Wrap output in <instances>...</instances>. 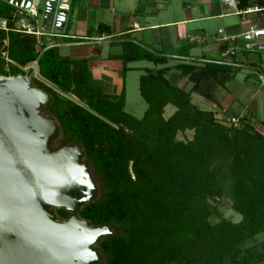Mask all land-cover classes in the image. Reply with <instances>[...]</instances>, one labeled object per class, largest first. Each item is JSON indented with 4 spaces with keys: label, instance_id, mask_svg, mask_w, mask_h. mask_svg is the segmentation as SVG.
I'll return each instance as SVG.
<instances>
[{
    "label": "trees",
    "instance_id": "obj_1",
    "mask_svg": "<svg viewBox=\"0 0 264 264\" xmlns=\"http://www.w3.org/2000/svg\"><path fill=\"white\" fill-rule=\"evenodd\" d=\"M264 5V0H258ZM74 5H72V8ZM14 7L0 0V75H24L35 63L38 74L53 86L35 79L36 88L51 96L44 107L60 127L59 145L79 144L84 159L100 184L99 197L78 213L94 226L109 225L113 233L98 244L103 264H255L258 254H242L241 246L264 234V135L242 116L236 125L218 120L191 101L210 79L235 66L205 62L202 67L182 63L180 78L192 84L186 91L165 76L167 69L143 68L139 95L146 104L141 118L126 112L124 87L108 97L94 80L88 60L60 54L58 45L39 46L34 36L15 31ZM99 33L109 32L104 24ZM3 41L7 46H3ZM123 70L132 61L166 62L163 56L128 45ZM125 73V72H123ZM72 94L75 102L63 94ZM175 111L164 117L166 105ZM191 132V138L177 139ZM227 197L241 215L237 223L220 219L209 199ZM66 219L69 213L57 209Z\"/></svg>",
    "mask_w": 264,
    "mask_h": 264
},
{
    "label": "water",
    "instance_id": "obj_2",
    "mask_svg": "<svg viewBox=\"0 0 264 264\" xmlns=\"http://www.w3.org/2000/svg\"><path fill=\"white\" fill-rule=\"evenodd\" d=\"M43 2L42 29L62 25L70 0ZM34 71L0 75V264H103L98 244L113 230L78 214L98 199L99 181L79 144H58L59 124L43 113L51 96L35 87Z\"/></svg>",
    "mask_w": 264,
    "mask_h": 264
},
{
    "label": "crops",
    "instance_id": "obj_3",
    "mask_svg": "<svg viewBox=\"0 0 264 264\" xmlns=\"http://www.w3.org/2000/svg\"><path fill=\"white\" fill-rule=\"evenodd\" d=\"M257 1L234 0L231 6L223 0H181L179 3L173 0H84L76 8L69 4L62 25L56 23L54 26L56 21L53 20L51 29L45 30L42 29V21L37 23L46 33L39 37L38 44L51 46L60 41L63 44L61 48L70 46L74 54L63 56L88 60L94 80L102 84L108 97H117L123 87L126 92L128 74L140 71L138 82L144 73L143 68H165V76L173 85L189 91L192 84L186 77L180 78L177 66L193 63L202 67L205 62L217 60L219 47L211 36L218 29L227 34H240L250 26L263 25L264 18L260 14H236L237 10L259 5ZM40 8L39 14L43 19L44 10ZM92 18L95 20L93 23ZM99 24L106 25L109 32L99 33ZM55 28H62V31ZM188 35H197L203 41L191 44L187 40ZM128 45L163 56L166 62L132 61L125 65L127 70L124 71L122 57ZM261 55L258 67L264 65V55ZM252 59V55L240 53L234 63L237 67L234 71L218 73L216 79L212 78L206 86L203 85L202 91L191 92V101L202 110L214 112L215 117L225 123L229 117L245 116L251 126L264 135V88L257 81L250 80V76H255L253 67L256 63ZM210 87L211 96L206 93ZM194 95L199 98L195 103ZM174 111L175 107L166 105L164 117L165 113L169 117Z\"/></svg>",
    "mask_w": 264,
    "mask_h": 264
},
{
    "label": "built area",
    "instance_id": "obj_4",
    "mask_svg": "<svg viewBox=\"0 0 264 264\" xmlns=\"http://www.w3.org/2000/svg\"><path fill=\"white\" fill-rule=\"evenodd\" d=\"M29 1H31V5L27 10L12 5L14 7V11L10 19L14 24L15 31L34 36L38 44L39 37L46 35V33L41 31L36 20L41 3L40 0ZM223 1L231 6L234 5V0ZM250 13L260 14L264 18V5H255L251 8L236 11V14L238 15ZM8 24V19L0 18V30H4L6 32L10 30ZM211 39L219 47L217 63L220 64L234 66L238 55L242 52L247 54L255 52L264 55V24L255 27L250 26L247 30L240 34H227L224 30L218 29L217 32L211 36ZM187 40L192 44L194 42H202L203 38L197 35H188ZM2 56L8 60L6 52H2ZM29 66L33 65L29 64L22 69L27 71ZM254 73L260 86L264 88V67L254 68ZM240 117L242 116L229 117L226 123L236 125Z\"/></svg>",
    "mask_w": 264,
    "mask_h": 264
},
{
    "label": "rangeland",
    "instance_id": "obj_5",
    "mask_svg": "<svg viewBox=\"0 0 264 264\" xmlns=\"http://www.w3.org/2000/svg\"><path fill=\"white\" fill-rule=\"evenodd\" d=\"M180 1L181 0H173L174 3H179ZM82 2H84V0H71L70 4L74 5L76 8V6L79 4L81 5ZM44 6H45V2H43V5L40 8V10H44ZM89 9H91V8H89ZM109 9H111V8H109ZM114 9L116 10L115 7H114ZM36 20H37V23L42 21L41 13L38 14V17L36 18ZM91 21H92V23L95 22V20L93 18L91 19ZM53 25L55 26V22H53ZM57 42L58 43H54V45H58L60 47V54L61 55L74 54L73 50H70V46L69 47L63 46L64 48H61L63 45L62 42H60V41H57ZM3 46H7V42L3 41L2 48H3ZM168 54H170V53L168 52ZM0 55H2V51L0 52ZM250 55H252V58H253L252 60L255 61V63H256V65L253 68H259L258 67V58H259V55L260 56H262V55L259 53H255V52L252 54L250 53ZM91 61H93V60H91ZM210 62H217V60H215V61L210 60ZM32 65L35 68V71L33 73V77L35 79L43 82V84L53 88V86L51 84H49L48 82H46L43 78H41L39 76L36 64L32 63ZM263 67H264V65H263ZM140 73L141 72L137 71V70L132 71L131 73L128 74L127 79H126V105H125V110H126V112H128L129 114H131L132 116H134L136 118H141L144 110L146 109V104L143 101V99L140 97L139 90H138L137 75H139ZM121 77L122 76H120V78ZM250 80L253 82H255V81L258 82L257 77L253 76V75L250 76ZM183 84H184V82H182V87H183ZM258 84H259V82H258ZM211 86L214 88L213 85H211ZM229 88H230V86H228V91H229ZM206 93H209L211 96V87H210V91H206ZM224 93H227V92L224 91ZM209 94H207V95H209ZM232 94H233V92H232ZM234 95H235V93H234ZM63 96H65V97H67V98H69L75 102H79L78 99L72 94H63ZM196 99H199V98L194 95L193 96L194 103L196 102ZM169 108H172V107L170 106ZM167 110H166V112H167ZM172 110H174V109L172 108ZM165 116L167 117L168 113H165ZM191 135H192L191 132L178 133L177 139L186 141L187 139L191 138ZM209 204H210V207L216 208V212H214L210 217L211 223H217L220 219H226V220H229L233 223H237L240 221L241 215L232 209L231 201L229 198H227L225 196H223L219 199L211 198V199H209ZM240 248H241L242 254H248V253L249 254H258V253H261L264 249V234L256 235L254 238L246 241ZM255 264H264V260H262L258 263H255Z\"/></svg>",
    "mask_w": 264,
    "mask_h": 264
}]
</instances>
